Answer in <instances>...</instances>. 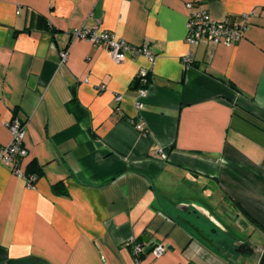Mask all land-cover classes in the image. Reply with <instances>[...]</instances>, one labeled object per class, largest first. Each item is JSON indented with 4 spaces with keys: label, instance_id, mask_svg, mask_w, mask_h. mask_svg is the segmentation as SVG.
Instances as JSON below:
<instances>
[{
    "label": "crops",
    "instance_id": "0c3cea01",
    "mask_svg": "<svg viewBox=\"0 0 264 264\" xmlns=\"http://www.w3.org/2000/svg\"><path fill=\"white\" fill-rule=\"evenodd\" d=\"M189 3L251 15L243 39L189 46ZM81 28L155 60L116 63ZM12 119L41 175L28 188L0 157V264H259L194 229L264 246V0H0V148Z\"/></svg>",
    "mask_w": 264,
    "mask_h": 264
},
{
    "label": "built area",
    "instance_id": "2783aa9c",
    "mask_svg": "<svg viewBox=\"0 0 264 264\" xmlns=\"http://www.w3.org/2000/svg\"><path fill=\"white\" fill-rule=\"evenodd\" d=\"M189 11L188 21L186 24L187 37L186 42L189 46H197L200 43L223 45L225 47H232L243 39L247 23L251 15H243L239 21L229 22L227 20L215 21L212 20L208 12L195 4L189 3L186 5ZM73 39L86 40L95 46L104 48L108 51L111 59L116 63H122L129 54L132 58L143 56L150 62H154L155 55L147 45L141 47H134L126 41L118 40L116 37L108 32H99L95 29H77L73 32ZM62 63H65L68 58V52L62 53ZM190 58L187 57L185 62H189ZM140 82L142 87L140 95L144 96L147 89V75H142ZM146 87V88H145ZM121 96L116 97V101H121ZM137 108L141 109L142 105L137 104ZM26 122L12 119L6 123L9 129L12 140L9 145L0 148L1 162L8 167H11L12 173L21 177L27 183L28 188H34L38 177L35 175H28L23 170V162L28 157V151L24 146L26 135ZM137 128L143 131L141 125H136ZM165 158V156L163 155ZM134 254L140 255L145 252L143 246L135 245ZM167 251V247L163 243H156L150 249V253L155 259L162 257Z\"/></svg>",
    "mask_w": 264,
    "mask_h": 264
},
{
    "label": "trees",
    "instance_id": "16d2710c",
    "mask_svg": "<svg viewBox=\"0 0 264 264\" xmlns=\"http://www.w3.org/2000/svg\"><path fill=\"white\" fill-rule=\"evenodd\" d=\"M147 87V86H146ZM145 87V88H146ZM77 110L76 111H78V112H82V109H81V107L78 105V106H76L75 107ZM85 114V113H84ZM26 173L28 174V175H35V176H37L38 177V175H41V171L39 170V169H37L36 168V165H35V163L34 162H32L31 164H29V166L27 167V170H26ZM55 188H57L58 189V185L57 186H55ZM254 226H256V227H258L260 230H262V232L264 233V229H261L260 227H259V225H257L256 223H254ZM219 242V246L216 248L217 250L219 249V248H221V247H224L227 251L229 250L230 252H233V248H232V245L231 244H229L228 242H226L225 240H224V242L221 240V241H218ZM156 244V243H155ZM137 245H140V246H142L143 244H137ZM144 246V245H143ZM154 246V244L153 245H151L150 247H149V249H148V253H150V249H151V247H153ZM147 252H143V253H141L140 255H138V254H135V256L140 260V258H141V256H143V255H145Z\"/></svg>",
    "mask_w": 264,
    "mask_h": 264
},
{
    "label": "water",
    "instance_id": "95a60500",
    "mask_svg": "<svg viewBox=\"0 0 264 264\" xmlns=\"http://www.w3.org/2000/svg\"><path fill=\"white\" fill-rule=\"evenodd\" d=\"M196 234L199 236L200 239H202L203 241H205L206 243L211 244L210 240L207 239L206 237H204L202 235V233L198 230V229H194ZM257 252H261V255H260V259H259V264H264V246L260 249L257 248H252L250 246V244L248 243H243L241 244L237 250H235V253L236 254H239V255H244V256H255V254Z\"/></svg>",
    "mask_w": 264,
    "mask_h": 264
},
{
    "label": "rangeland",
    "instance_id": "374dc122",
    "mask_svg": "<svg viewBox=\"0 0 264 264\" xmlns=\"http://www.w3.org/2000/svg\"><path fill=\"white\" fill-rule=\"evenodd\" d=\"M247 239L249 240L248 242L250 243V246L252 247V248H257L258 246H259V240H258V238L257 237H255V236H251L250 237V235H247ZM236 247V246H235ZM234 255L235 256H238V255H236L235 253H234ZM248 257V256H247ZM250 258L251 257H254V255L253 256H249ZM249 258V259H250Z\"/></svg>",
    "mask_w": 264,
    "mask_h": 264
},
{
    "label": "flooded vegetation",
    "instance_id": "af4514ba",
    "mask_svg": "<svg viewBox=\"0 0 264 264\" xmlns=\"http://www.w3.org/2000/svg\"><path fill=\"white\" fill-rule=\"evenodd\" d=\"M206 238L210 240L212 246H216V247L219 246V245H218V244H219L218 240H217V241H216V240L213 241L212 239H210V237H206ZM241 244H243V243H239L236 247L233 248L234 253H235V250H237L238 247H239ZM219 249H221L222 251H227L224 247H221V248H219ZM235 254H236V253H235ZM236 255H237V254H236Z\"/></svg>",
    "mask_w": 264,
    "mask_h": 264
}]
</instances>
